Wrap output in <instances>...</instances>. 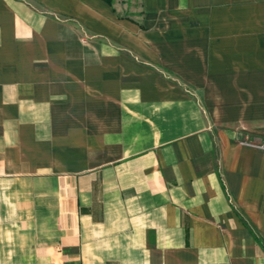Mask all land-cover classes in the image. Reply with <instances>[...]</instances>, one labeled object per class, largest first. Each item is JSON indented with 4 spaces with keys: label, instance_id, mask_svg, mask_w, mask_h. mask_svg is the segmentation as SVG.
Masks as SVG:
<instances>
[{
    "label": "crops",
    "instance_id": "obj_1",
    "mask_svg": "<svg viewBox=\"0 0 264 264\" xmlns=\"http://www.w3.org/2000/svg\"><path fill=\"white\" fill-rule=\"evenodd\" d=\"M264 0H0V264H264Z\"/></svg>",
    "mask_w": 264,
    "mask_h": 264
},
{
    "label": "built area",
    "instance_id": "obj_2",
    "mask_svg": "<svg viewBox=\"0 0 264 264\" xmlns=\"http://www.w3.org/2000/svg\"><path fill=\"white\" fill-rule=\"evenodd\" d=\"M244 145L251 147V148H255L261 151H264V142L261 143H251V142H245L243 143Z\"/></svg>",
    "mask_w": 264,
    "mask_h": 264
},
{
    "label": "trees",
    "instance_id": "obj_3",
    "mask_svg": "<svg viewBox=\"0 0 264 264\" xmlns=\"http://www.w3.org/2000/svg\"><path fill=\"white\" fill-rule=\"evenodd\" d=\"M106 1H109V0H106Z\"/></svg>",
    "mask_w": 264,
    "mask_h": 264
}]
</instances>
